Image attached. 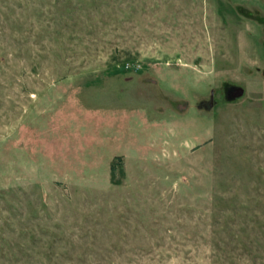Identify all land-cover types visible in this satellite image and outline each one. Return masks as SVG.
<instances>
[{
    "label": "rangeland",
    "instance_id": "rangeland-1",
    "mask_svg": "<svg viewBox=\"0 0 264 264\" xmlns=\"http://www.w3.org/2000/svg\"><path fill=\"white\" fill-rule=\"evenodd\" d=\"M0 264H264V0H0Z\"/></svg>",
    "mask_w": 264,
    "mask_h": 264
},
{
    "label": "water",
    "instance_id": "water-1",
    "mask_svg": "<svg viewBox=\"0 0 264 264\" xmlns=\"http://www.w3.org/2000/svg\"><path fill=\"white\" fill-rule=\"evenodd\" d=\"M242 94V89L240 87L234 88L231 92H230V96L231 97H238Z\"/></svg>",
    "mask_w": 264,
    "mask_h": 264
}]
</instances>
